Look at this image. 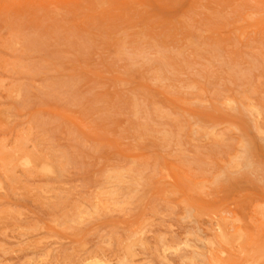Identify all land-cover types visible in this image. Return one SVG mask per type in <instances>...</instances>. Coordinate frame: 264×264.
I'll list each match as a JSON object with an SVG mask.
<instances>
[{
  "label": "rangeland",
  "instance_id": "rangeland-1",
  "mask_svg": "<svg viewBox=\"0 0 264 264\" xmlns=\"http://www.w3.org/2000/svg\"><path fill=\"white\" fill-rule=\"evenodd\" d=\"M263 250L264 0H0V264Z\"/></svg>",
  "mask_w": 264,
  "mask_h": 264
},
{
  "label": "bare ground",
  "instance_id": "bare-ground-1",
  "mask_svg": "<svg viewBox=\"0 0 264 264\" xmlns=\"http://www.w3.org/2000/svg\"><path fill=\"white\" fill-rule=\"evenodd\" d=\"M136 112H137V111H136ZM258 116H259V115H258ZM246 145H247V144H246ZM121 176H122V175H121ZM4 187H5V186H4ZM117 190H118V189H117ZM98 214H99V213H98ZM226 218H227V217H226ZM226 218H225V219H226ZM198 228H199V227H198ZM226 228H227V227H226ZM110 229H111V228H110ZM236 229H237V228H236ZM107 231H108V230H107ZM237 231H238V230H237ZM237 231H236V232H237ZM109 232H110V231H109ZM106 233L108 234V232H106ZM189 234H190V233H189ZM204 236H205V235H204ZM193 238H194V237H193ZM187 239H188V238H187ZM206 239H207V238H206ZM243 239H244V238H243ZM260 239H261V238H260ZM99 240H100V239H99ZM103 240H105V239H103ZM177 240H178V239H177ZM182 240H183V239H182ZM185 240H186V239H185ZM196 240H197V239H196ZM215 240H216V239H215ZM240 240H241V239H240ZM175 241H176V240H175ZM187 241H189V240H187ZM187 241H186V242H187ZM251 241H254V240H251ZM182 242H183V241H182ZM165 243H166V242H165ZM173 243H174V242H173ZM258 243H259V242H258ZM253 244H254V242H253V243L251 242V246H252ZM256 244H257V243H256ZM174 245H175V244H174ZM171 246H173V245H171ZM167 248H168V247H167ZM183 248H184V247H183ZM183 248H182V249H183ZM168 249H169V248H168ZM168 249H167V250H168ZM261 250H262V249H261ZM163 251H164V250H163ZM192 251H193V250H192ZM263 251H264V250H263ZM171 252H172V251H171ZM183 252H184V251H183ZM94 253H95V252H94ZM105 253H106V252H105ZM148 253H149V252H148ZM99 254H100V253H99ZM162 254H163V253H162ZM164 254H165V253H164ZM179 254H180V253H179ZM195 254H196V252H195ZM91 255H92V254H91ZM177 255H178V254H177ZM181 255H182V254H181ZM181 255H180V256H181ZM183 255H185V254H183ZM188 255H189V254H188ZM104 256H106V255H104ZM167 256H169V254H167ZM180 256L178 255V257H180ZM102 257H103V256H102ZM88 258H89V257H88ZM95 258H96V257H95ZM97 258H98V257H97ZM108 258H109V257H108ZM164 258H166V257H164ZM81 259H82V258H81ZM83 259H84V258H83ZM91 259H92V258H91ZM161 259H162V258H161ZM184 259H186V258H184ZM187 259H188V258H187ZM85 260H87V259H85ZM85 260H84V261H85ZM98 260H99V258H98ZM124 260H125V259H124ZM210 260H211V259H210ZM119 261H120V260H119ZM127 261H128V260H127ZM168 261H169V260H168ZM168 261H167V262H168ZM260 261H262V260H260ZM73 262H74V261H73ZM85 262H86V261H85ZM85 262H84V264H86ZM96 262H97V261H96ZM98 262H100V261H98ZM98 262H97V264H98ZM108 262H109V261H108ZM108 262H107V263H108ZM125 262H126V261H125ZM251 262H253V261H251ZM251 262H250V264H251ZM254 262H255V261H254ZM65 263H66V262H65ZM81 263H82V262H81ZM101 263H102V262H101ZM111 263H112V262H111ZM123 263H124V262H123ZM255 263H256V262H255ZM82 264H83V263H82ZM89 264H90V263H89ZM109 264H110V263H109ZM114 264H115V263H114ZM117 264H119V263H117ZM125 264H127V262H126ZM174 264H175V263H174ZM212 264H213V263H212ZM258 264H259V263H258Z\"/></svg>",
  "mask_w": 264,
  "mask_h": 264
}]
</instances>
